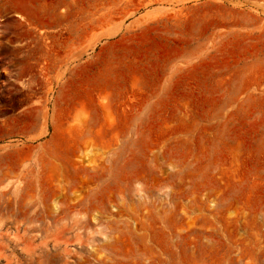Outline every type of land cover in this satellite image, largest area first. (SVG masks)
<instances>
[{
    "label": "rangeland",
    "instance_id": "rangeland-1",
    "mask_svg": "<svg viewBox=\"0 0 264 264\" xmlns=\"http://www.w3.org/2000/svg\"><path fill=\"white\" fill-rule=\"evenodd\" d=\"M0 264H264V0H0Z\"/></svg>",
    "mask_w": 264,
    "mask_h": 264
}]
</instances>
